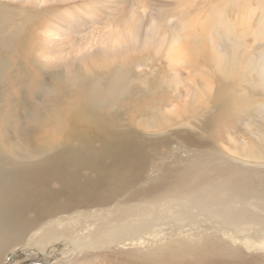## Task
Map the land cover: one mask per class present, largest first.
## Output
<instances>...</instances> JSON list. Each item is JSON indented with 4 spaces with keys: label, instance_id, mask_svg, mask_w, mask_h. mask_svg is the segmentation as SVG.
I'll use <instances>...</instances> for the list:
<instances>
[{
    "label": "bare ground",
    "instance_id": "obj_1",
    "mask_svg": "<svg viewBox=\"0 0 264 264\" xmlns=\"http://www.w3.org/2000/svg\"><path fill=\"white\" fill-rule=\"evenodd\" d=\"M124 1L87 0L83 7L74 5L75 7L67 9L64 14L51 13L53 21L48 19L45 29L37 27V33L31 30L37 34L35 45L41 49L39 54L36 53V58L39 59L33 62L49 69L43 74L39 84L49 94L55 92L63 80L71 86L68 91H72V99L67 105L69 113L64 116L63 108L59 106L51 108L49 105L41 113L33 104L26 102L25 96L12 98L13 110H10L7 119L20 120L23 123L34 121L40 125L56 123L61 148L53 152L46 143L35 147L33 138L25 136L23 143L28 151L24 149V152H15L16 157L10 160L9 167L0 168V262L6 252L17 244L26 241V246H29L39 241L44 246L47 239L55 240L59 234L68 232L70 236H74L85 230L86 239L89 240L86 244L94 245V250L114 244L125 247L130 245L132 250L152 246L156 248L155 253L145 255L146 258L162 263L168 261L176 264L185 258L183 264H218L219 256L225 255L228 264H264L263 146L255 145L253 141H246L247 139L243 142L238 139L236 144L240 146L236 147V154L249 159L243 161L245 167L212 166L213 175L204 174L207 171H202L199 182L193 184L190 180H180V176L176 180L161 176L164 180L158 182L157 172L162 168L149 166L157 159L153 152L158 151L160 145L147 134L152 133L151 129L167 127L171 119L154 116V119L140 121L141 126L148 129L147 132L132 129L126 131L119 123L123 113L116 109V106L132 98L134 83H145L143 76L135 77L132 72L136 57L127 55L120 64L115 65L116 61L110 64L112 67L106 63L104 66L108 68L107 74L105 73L107 76L111 75L113 69L116 72L108 82L103 80L105 76L102 78L90 67L89 72L93 76L91 84L90 75H82L75 64L73 66L76 68H67L69 71L63 72L51 70L53 64L50 61L43 62L44 58L58 52L63 53L64 48L61 47L59 39L48 40L42 36L43 33L46 35L53 31L59 36L64 29V23L73 30L78 24H86L85 14L98 16L107 6ZM179 2L183 3L184 0ZM4 3L0 0V87L7 84L9 70L14 65L12 56L19 52L18 56L24 54V50L17 51V47L19 43L20 46L26 43L29 34H32L30 32L26 36V24L36 19L29 6L11 7ZM257 3L256 8L252 6L251 10L244 5V13H238V17L248 25L256 19L254 16L257 11L261 14L257 21L264 23V0ZM139 5L137 10H133L132 18H127L126 12L119 18L121 29L129 33L128 39L136 37L138 33L140 25L137 28L136 22L141 16V9L146 8L147 0H140ZM221 10L216 22H211L214 31L207 46L205 43L196 46L197 59H194L193 68L196 76L187 80L186 94L183 95L181 91L178 94L177 98L182 100V104L177 108L173 105L175 109L172 112L185 116L186 120L191 114L199 112L202 103L205 106L211 104L212 98L224 87V79L231 78L240 70H243L244 77L248 72H256L257 77L252 79L253 85H259L264 90V55L242 61L237 46L220 42V39L228 40L227 36L232 33L235 23L226 9ZM255 34L257 35V31ZM187 35L190 38L191 35ZM121 37H115V43L123 42L124 38ZM215 37L220 39L216 40ZM100 42L105 43L107 40ZM186 45L178 38L173 39L167 47V58L171 62H183L189 58L191 47ZM198 54L202 56L201 59H198ZM105 60L108 62L112 59ZM98 70L102 69L98 66ZM216 74L221 79L215 78L218 84V89L215 90L212 75ZM149 87L147 88L151 89ZM259 108L257 111L264 118V104L259 105ZM188 124L190 122L186 121L184 125ZM34 133L36 134L32 131L31 134ZM171 134L174 132L159 136ZM256 134L260 141H264V128ZM78 154H83L84 158L78 157ZM87 156L90 158L88 162ZM252 165L256 168L251 169ZM205 168L201 167L203 170ZM83 169L90 170L94 176L82 177ZM217 179L221 180L215 183ZM187 182L189 184L185 185ZM52 183L57 184L58 188L53 189ZM71 211H75L76 215H66ZM57 242H62V239Z\"/></svg>",
    "mask_w": 264,
    "mask_h": 264
},
{
    "label": "rangeland",
    "instance_id": "obj_2",
    "mask_svg": "<svg viewBox=\"0 0 264 264\" xmlns=\"http://www.w3.org/2000/svg\"><path fill=\"white\" fill-rule=\"evenodd\" d=\"M55 1L1 0L2 3L5 2L4 4H8L11 7L27 5L29 6L28 8L33 9L37 20L33 19V22L29 21L26 24V36L31 30L37 33L39 30L37 27H43L42 29H45L49 22L48 19L50 22L51 20L53 21V15L51 13L59 14L62 12L64 14L69 8L72 9L75 6L83 7V4L87 0ZM179 1L147 0L146 8L141 9V16L136 22L137 28L140 25L138 33L136 37L132 35V39H128L129 33L121 29L119 24L121 21H119V18L122 17L121 15L124 12H126L127 18H132L133 10H137L140 6V0H125L124 3H116L111 7L107 6L98 16L85 14V19L87 18L86 24H78L73 30L68 28L67 24L62 21V24L64 23V29L59 36L53 33V31L46 33L47 36L43 33L42 36L48 40L59 39L62 44L61 47H64L62 49L63 53L58 52L55 55L53 54L49 57L50 59L44 58L43 62L45 60L50 61L53 64L52 68H50L51 70L57 69L63 72L73 69V64H75L82 75H90L91 72L89 71L92 68L102 78L105 76L103 80L108 82L116 72H113L114 69L111 68L113 69L111 75L107 76L108 68L106 69L107 66L104 65H112V63H115L114 61H116L115 65L117 63L120 64L130 54L136 57L137 60L132 64V72L136 75L135 77L138 75V77L143 76L145 78L143 82L145 83H134L132 98L116 106V109L121 114H125H122L121 122H119L121 123L120 127L126 128V131H129V129L146 131L148 129L141 126V120L148 118L154 119V116L156 118L169 117L171 121L167 127L164 126L161 129L155 130L151 129L150 131L152 133L147 134L150 138H155V143L160 145L158 151L153 152V155L157 159H154L149 167L153 168L158 166L162 168L161 171H156L159 176L158 182L164 180L163 178L176 180L180 176V180H190V183L192 182L191 184H193V182H199L202 171H207L204 174L213 175L212 166H246L243 161L249 159L236 154L235 149L237 146H240L236 144V140L239 139V141L243 142L247 139L246 141H253V144L259 145L260 147L263 146L264 148V141H260L256 134L261 128H264V118L257 111L260 109L259 105L264 104V90L259 85H253L254 82H252V79L257 77L256 72L249 73L247 71L248 73H246L245 78L242 73L243 70H238L239 72L236 75L233 74L231 78L224 79L226 81L224 87L221 88L222 90L220 89L221 91L217 96L212 98L211 104L209 103V105L205 106L202 103L199 112L194 115L191 114V117L188 116L187 120L185 116H179L176 112H172L175 109L174 107L177 108L182 104V100L177 98V96L178 94L180 95V91L183 95L186 94L187 88L185 86L188 83L187 80L190 77L193 78L196 76L195 72H193L195 66L194 59H197L196 46L204 45V43L207 46L211 40V33L214 31L213 24L220 17L221 9L224 8L229 12L230 18L235 23L232 26V33L227 36L228 40L223 41L215 37L216 40L220 39L221 43L227 42L228 44H234L235 47L237 46L239 49V58L242 61L246 58L254 59L256 56L264 55V23L260 24L257 21V18L261 15L260 12L258 14V11L254 16L256 21L252 20L254 22L251 21L252 23L249 25L240 16L238 17V13H244V8L248 7L251 10L252 6H257L259 0H184L183 3ZM39 14L42 15L40 16ZM255 31H257V35ZM35 32H31V35L29 34L26 43H23L21 46L19 43L17 51L23 49L24 54L18 56L19 52L16 54L18 57L15 54L12 56L14 65L9 70L7 84L0 87V168L3 169L9 167L10 160L16 157L15 152H24V149L28 151V148H25L23 143V137L25 136L33 138L35 147L46 143L50 151L57 152L61 148V138L56 133V123L40 125L34 121L23 123L20 120L9 121L7 119L10 110H13L12 98H20L22 96H25L26 102L33 104L36 110L39 109L41 113L45 109L47 110L49 105L51 108L58 106L63 108L64 116L69 113L67 105L72 99V91H68L71 88L69 83L61 80V83L57 87V90L60 89L58 90L59 93L57 90L55 91L58 94L55 92L48 94L47 90L44 91L39 84V80H41L43 74L49 69L43 68L37 62H33L35 59H39L36 58V53L39 54L41 51L35 45L34 39L37 35ZM187 34L191 35L190 38ZM119 35L124 38V41L117 44V42L115 43V37L118 38ZM205 36L208 37L206 38ZM174 37L178 38L184 45L188 44L186 45L188 48L191 47L188 52L189 58H184L186 60L183 62H171L167 58V47L175 39ZM231 38L235 39L231 40ZM104 39L107 42H100V40ZM238 43L239 45H237ZM90 44L92 46H89ZM70 52L72 53L70 54ZM62 54L64 57H62ZM198 56V59L202 58L199 54ZM105 58L112 60L108 61V63ZM91 60H94V62ZM90 63L92 64L91 66ZM111 65L110 67H112ZM98 66L102 70H98ZM88 67L89 69H87ZM94 67L97 69H94ZM212 76L215 81L214 87H216V90L218 89L216 79L221 78L219 74ZM92 77L90 75L89 79L91 80ZM91 83L92 80L89 84ZM73 96H75V93ZM176 103H179V105H176ZM186 121H189L190 125H184ZM250 126H253V128H250ZM258 128L260 129L258 130ZM32 131L36 132V134L34 133L35 135H32ZM168 132H174V134H171V136H159L160 134ZM254 132L256 135H254ZM230 136L235 137V143ZM75 146L78 147L77 144ZM78 157L84 158L83 154H78ZM89 160L90 158L87 156L86 162ZM203 166L206 167L204 170L201 169ZM252 168H256V166L252 165ZM81 175L84 178L94 176L90 170L88 171L86 169L81 170ZM161 176L163 178H160ZM220 180L217 179L215 183ZM184 184L187 185L189 183ZM52 188H58V185L52 183ZM66 215L74 216L76 212L71 211L66 213ZM68 235L69 238L67 237ZM86 238L87 233L85 230H82L74 236H70L66 232L59 234L55 240L47 239L44 246L39 241L26 246L27 243L25 241L7 251L0 264H110L109 262L111 264H170L168 261H163L162 263L156 259L146 258L145 255L155 253L156 248L152 246L132 250L130 249L132 246L127 245V250H125V245L114 244L104 249L94 250V245L86 244L89 241ZM60 239H62L63 243L57 242ZM11 254H14V256H11ZM10 257H13L12 261ZM218 259H220L218 264H228V258L225 255L219 256ZM183 260L186 261L183 258L181 260L182 262L178 261L176 264H183Z\"/></svg>",
    "mask_w": 264,
    "mask_h": 264
}]
</instances>
